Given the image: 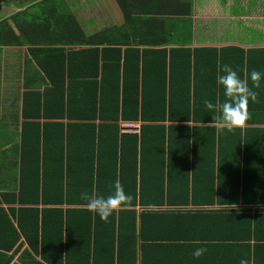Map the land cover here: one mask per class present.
<instances>
[{
	"label": "trees",
	"instance_id": "1",
	"mask_svg": "<svg viewBox=\"0 0 264 264\" xmlns=\"http://www.w3.org/2000/svg\"><path fill=\"white\" fill-rule=\"evenodd\" d=\"M15 3L29 5L0 20V47L27 45L30 57L23 122L12 117L22 128L0 151V264L22 237L21 264H190L170 246H240L219 264H264V207H227L264 204V81L249 78L258 96L243 128L218 131L204 104L224 101V65L241 79L264 73V48L141 51L128 20L87 33L59 0ZM121 120H142L141 132ZM117 180L132 200L105 222L81 193L107 196Z\"/></svg>",
	"mask_w": 264,
	"mask_h": 264
},
{
	"label": "crops",
	"instance_id": "2",
	"mask_svg": "<svg viewBox=\"0 0 264 264\" xmlns=\"http://www.w3.org/2000/svg\"><path fill=\"white\" fill-rule=\"evenodd\" d=\"M59 1L60 7L70 9L76 14L87 33H94L108 26L123 25L128 20L132 28L125 34L131 40L138 42L135 44L140 46L141 51L147 49L167 50L170 53L171 49L177 48H190L193 51L198 48L216 47L220 49L226 46H237L245 50L264 48V0ZM28 5L29 3L18 6L15 0H11L8 5L0 3V20L10 17L20 9H25ZM13 27L18 33L15 26ZM121 33L123 34L124 31ZM155 41L160 43H155ZM125 48L126 46H123V49ZM29 57V46L27 45H2L0 47V132H4L3 130L10 132L13 129L21 130L22 128L21 126L16 128L17 125L13 123L12 117L16 112H19L20 123L23 122L22 96L26 90L24 77ZM143 123L142 120H121V131L139 134ZM166 123L170 124L169 121ZM194 124L191 122V125ZM211 125L221 126L218 121ZM245 205L240 203L237 206L228 205L227 207H250L252 209L264 207V204ZM183 207L214 209L221 206L218 204L204 206L190 204ZM190 229L191 225H185L184 230L176 234L184 235ZM260 230V235H264V224ZM161 236L166 235L162 234ZM21 242L24 245L14 254L10 264H21L19 257L27 247L24 237L19 243ZM16 247L9 253H2H5V257L10 256ZM257 247V259L262 261L264 246ZM162 248L164 249V247ZM169 248L165 251L172 257H175L176 254V257L186 260L190 264H194V262H204V264L228 262L230 255H234L236 258L241 250L240 246H227L222 252L216 251L219 250L218 247L206 246L204 247L207 248L206 254L196 259L188 247H183V249L179 246H170ZM38 259L41 258L38 257ZM173 262H176V258L170 260V263Z\"/></svg>",
	"mask_w": 264,
	"mask_h": 264
},
{
	"label": "clouds",
	"instance_id": "3",
	"mask_svg": "<svg viewBox=\"0 0 264 264\" xmlns=\"http://www.w3.org/2000/svg\"><path fill=\"white\" fill-rule=\"evenodd\" d=\"M221 75L217 76L216 83L222 88L224 101L217 100L214 104L209 100H205V107L211 112L216 113L212 116V123L217 121L222 126L218 131L227 128L233 131L236 128H243L249 117L248 104L249 101L257 102V92L249 87V78L251 79L253 88L259 89L264 81V73L252 70L251 73H245L244 78L229 65H224L221 69ZM189 124L191 122L189 120ZM81 198L87 200V210L105 222L109 217L119 210L121 207L129 206L132 197L128 195L119 180L113 185V191L107 196L96 195L95 193H81ZM207 252V248L200 247L192 252L196 259L201 258ZM240 264H249L247 259H241Z\"/></svg>",
	"mask_w": 264,
	"mask_h": 264
},
{
	"label": "rangeland",
	"instance_id": "4",
	"mask_svg": "<svg viewBox=\"0 0 264 264\" xmlns=\"http://www.w3.org/2000/svg\"><path fill=\"white\" fill-rule=\"evenodd\" d=\"M4 132H1L0 133V151H2V149H5L6 147V144H7V142H8V137H9V135L8 134H10L8 131H6V130H3Z\"/></svg>",
	"mask_w": 264,
	"mask_h": 264
}]
</instances>
